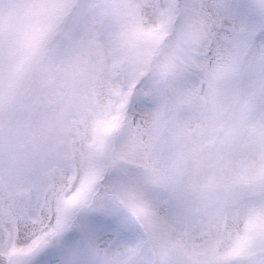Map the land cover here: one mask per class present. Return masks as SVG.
Returning <instances> with one entry per match:
<instances>
[{
  "label": "snow or ice",
  "instance_id": "snow-or-ice-1",
  "mask_svg": "<svg viewBox=\"0 0 264 264\" xmlns=\"http://www.w3.org/2000/svg\"><path fill=\"white\" fill-rule=\"evenodd\" d=\"M0 264H264V0H0Z\"/></svg>",
  "mask_w": 264,
  "mask_h": 264
}]
</instances>
